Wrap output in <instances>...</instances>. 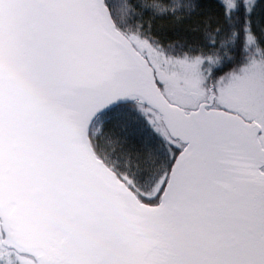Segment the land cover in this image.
<instances>
[{
  "label": "snow or ice",
  "instance_id": "1",
  "mask_svg": "<svg viewBox=\"0 0 264 264\" xmlns=\"http://www.w3.org/2000/svg\"><path fill=\"white\" fill-rule=\"evenodd\" d=\"M0 264H264V0H0Z\"/></svg>",
  "mask_w": 264,
  "mask_h": 264
}]
</instances>
